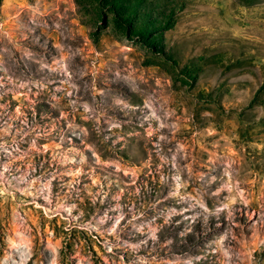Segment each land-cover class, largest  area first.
Here are the masks:
<instances>
[{"label": "rangeland", "instance_id": "obj_1", "mask_svg": "<svg viewBox=\"0 0 264 264\" xmlns=\"http://www.w3.org/2000/svg\"><path fill=\"white\" fill-rule=\"evenodd\" d=\"M0 264H264V0H0Z\"/></svg>", "mask_w": 264, "mask_h": 264}]
</instances>
